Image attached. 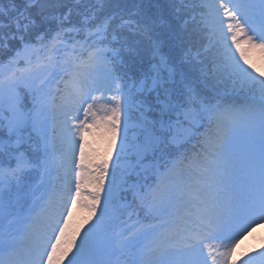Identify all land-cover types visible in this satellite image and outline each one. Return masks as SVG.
Here are the masks:
<instances>
[{
  "label": "snow or ice",
  "instance_id": "snow-or-ice-1",
  "mask_svg": "<svg viewBox=\"0 0 264 264\" xmlns=\"http://www.w3.org/2000/svg\"><path fill=\"white\" fill-rule=\"evenodd\" d=\"M75 2L78 5L87 3L93 5L92 8L85 7L82 22L87 25L94 24L89 39L98 43L106 42L109 28L116 17L108 15L104 16L100 22H94L103 11L107 0H75ZM38 3L39 0H23L22 7H17L16 0H11L12 8L8 12L0 8V17L8 21L5 24L4 20L0 19V49L7 48L9 42L19 41L21 45L20 51L17 52L19 56L31 46L27 38L37 26L31 9ZM169 5L171 19L161 16L158 20L152 21V24L167 28L170 35L183 31L193 40L208 29L213 38L212 43L219 46L222 62L215 69L209 68L208 73L205 74V80L223 81L225 84L230 83L234 91L239 89L258 94V106L253 103L241 111L252 118L258 114L261 129L264 131V68L256 67L248 56L249 52L258 50L264 58V0H169ZM197 5L201 9L199 19L194 14ZM136 15L137 13L132 12L127 18L121 16L120 27L139 34L149 41L154 63L150 65L148 72L139 80L127 73L117 77L109 74L106 85L113 94L106 98V102L101 104L99 109L94 110V105L100 97H93V102L88 103L82 110L83 118L73 121V118L69 116L68 120L64 121L66 127L62 131L67 132L72 145L79 141L75 196L69 197L73 206L79 202L82 178L86 171L84 151L86 133H92L95 130L110 134L113 148L119 140L121 155L117 157V167L125 152L129 151L136 158L137 165L133 166L135 167L143 156L154 152L162 142L161 137L155 135L157 126L161 131L172 129L171 116L178 108L183 109V121L176 127L179 129L183 123H187L189 130L195 128L196 123L205 117L215 122L219 128L225 116L235 112V110L221 111L219 104L215 108L207 105L190 83H186L183 79L178 81L177 77L182 74L170 58L161 54L160 41L152 39L151 28L134 19ZM70 16L71 10H68L61 18V22ZM63 31L61 28V31L51 38L53 48L57 42L61 41ZM68 31H77V29L73 27ZM44 39L43 35L37 37L38 42H43ZM125 51L132 55L137 54L134 48H128ZM91 55H103V50H98ZM111 55L115 60L119 58L120 52L112 50ZM200 57L202 52L193 43L192 47L186 51L182 63H195ZM213 64L215 65L216 62L213 61ZM253 72L258 73L259 78L253 75ZM125 77L129 82H125ZM76 79L77 77H73L74 81ZM9 80L10 89H14L18 84L15 74L9 77ZM178 83L184 84L181 95L186 97V106L174 102ZM145 92L155 94L154 106L140 98ZM48 95L40 86L36 87L32 95L33 108L38 113V119L47 107ZM4 103L3 88L0 86V113L5 110ZM21 103L18 95L11 94L7 101L8 111L15 116L19 113ZM77 111L80 110L77 109ZM152 112H155L157 119H149V113ZM3 119V115L0 114V121ZM22 123V120L10 119L9 131H16ZM130 129H139L144 134L143 139L137 136V142L129 145ZM180 135L182 133L177 131V136ZM2 147L3 145L0 144V148ZM27 167L28 165L21 161L15 169L7 172L0 169V264H64L66 259L67 264H105L99 258L105 249L97 238L96 225L85 233L79 245L75 237L65 239L68 228L67 217L64 218V223L59 225L58 232L55 231V226H50L52 232L45 236L42 243L33 239L40 214L33 216L32 212L44 199L45 193L40 186L24 191L21 176ZM108 168L107 162L99 166L100 176L93 185L91 202L87 205L92 215L96 214L97 205L101 202V193L105 192L104 179ZM13 184L16 186L15 203L5 198L6 193L12 192ZM220 187L221 185L217 183V189ZM189 195L190 199H186L184 195L177 197L174 187L168 183V176L161 175L156 187L141 197L142 205L162 222L139 226L135 231L129 229L131 234H125L127 236L125 248L136 249L142 246L139 252L134 253L139 258L133 259L131 264H218L217 255L225 257V264H227L239 240L237 239L235 243L227 247V251L222 253L218 251V245L213 242L219 241L220 244L227 246L228 242L235 238L230 234L236 224L233 218L251 217L240 231L255 223L256 219L264 221V138L261 141L258 159L253 158L250 164L243 198L238 204L221 201L219 196L209 200L200 192ZM25 196L33 198L34 207L21 218L23 206L20 212H17V205ZM115 196L114 183H110L104 195L105 210ZM73 248L76 249L75 254L68 259ZM261 258H264V253H261ZM245 264H253V261H245Z\"/></svg>",
  "mask_w": 264,
  "mask_h": 264
},
{
  "label": "trees",
  "instance_id": "trees-1",
  "mask_svg": "<svg viewBox=\"0 0 264 264\" xmlns=\"http://www.w3.org/2000/svg\"><path fill=\"white\" fill-rule=\"evenodd\" d=\"M23 0H16V6L22 7ZM85 7L92 8L91 3L77 4L75 0H39L36 7L31 9L32 16L36 20V28L27 38L29 45L48 44L51 38L63 28L62 38L68 39L71 43L75 44V52L73 59H75L78 69L73 78H68L64 82L62 98H55L54 105L60 106L61 101H65L73 90L75 84L79 80L81 74L93 60L91 55L98 50H103L106 55L111 72L115 77L127 75L132 76L134 79L139 80L149 70V67L154 60L151 54V45L149 41L139 34L129 32L127 29L120 27V17L127 18L129 13L135 12L137 15L134 17L137 21L148 25L152 30V39L158 40L161 43L162 55L170 58L177 70L182 74L177 77V80H185L190 83L191 87L195 88L200 94V98L209 106H216L220 102H231L233 104H246L256 100L258 94H252L247 90H233L230 83L225 84L223 81H206L205 74L208 73L209 68L215 69L217 65L222 62V56L218 45L212 43V37L208 29H205L201 35H198L193 40L189 34L180 31L176 35H170L167 28L163 26L153 25L152 21L158 20L159 17L171 19V7L169 0H107L102 12L94 23L100 22L104 16L114 15L116 19L113 21L108 31L107 41L98 43L99 46L94 44V40L89 39L91 28L93 25H87L82 22ZM0 8L8 12L12 8L11 0H0ZM71 10V16L67 20L61 22L64 14ZM201 13L200 7L197 5L194 14L199 19ZM7 24V19L0 17ZM75 28L77 31H68L69 28ZM43 35L45 37L43 42H38L37 37ZM115 36V39H113ZM195 43L196 47L202 52V57L197 58L195 63L183 62L186 51ZM28 48V49H29ZM134 48L136 55H132L125 51V49ZM21 45L19 41L9 42V46L0 49V85L8 86L9 91L4 95V111L0 113L4 119L0 121V141L3 144V149L0 151L1 164H14L19 155L23 152L27 153L34 159L42 158V140L40 135L34 130V124L37 118V112L34 111L32 103V95L34 94V81L28 83H19L26 75L31 72L21 73L15 75L18 84L14 89H10V80L4 81L3 72L5 69L10 68L14 62L23 63L24 54L26 51H20ZM112 50H118L120 56L118 59H113ZM206 50V51H205ZM195 55V53H193ZM252 63L258 68H264V58L250 59ZM213 61L216 64H213ZM51 62V61H50ZM49 64V63H48ZM252 71V69H249ZM259 78L258 73L253 72ZM125 82L127 81L125 77ZM184 89V84L178 83L175 92L174 102L186 106V97L181 95ZM16 94L20 97L22 103L20 105L19 113L15 116L8 111V98L11 94ZM58 96V95H57ZM141 99H145L149 105H155V94L145 92ZM59 99V100H58ZM101 105V103H100ZM183 109L178 108L171 116L172 129L161 131L159 126L155 129V135L161 137V143L158 145L154 152H150L143 156L138 166L135 156L129 151L125 152L124 156L119 161L117 167V157L120 156V141H117L116 147L113 148L111 144V137L106 141L97 143L95 153L100 154L104 159H110L109 171L107 176L111 178V182L116 184V196L111 200L106 211L108 219L103 223L104 227H108L113 231L112 241H118L121 245H125L123 237L120 239L115 237L118 230L122 228L125 223V214L130 219H138L140 222H146L155 219L146 207L141 203V197L146 195L154 186L156 180L160 179L161 175H165V171L173 157H177L179 153L183 152H197L192 156L195 171L203 155L199 152L198 147L194 145L197 143L201 145L203 150L213 148L219 138V128L215 122H210L211 128L207 127L209 119L206 117L196 123L195 128L189 130L187 123H183L182 127L177 129L176 125L183 121V115L180 113ZM135 118V113H133ZM150 119H157L155 112L149 113ZM22 120L23 123L20 127L13 132L9 131V120ZM65 121V120H64ZM64 121L60 120L61 125L57 131V145L60 155L61 164H64L69 159L75 149L76 144L73 146L69 139L67 132L62 131L66 127ZM210 129V130H208ZM177 131L182 135L177 136ZM17 132H22V137L17 138ZM137 136L142 140L144 134L139 129L129 131L128 143L132 145L137 142ZM123 137L121 136V139ZM175 138V139H174ZM191 151V153H193ZM63 175V174H62ZM178 183L171 184L176 192L177 197L184 195L186 199H190V193H196V184L184 181L183 177H177ZM97 181V180H96ZM109 181V183H110ZM71 183V180L66 177H60L59 186L61 190H65ZM108 183V184H109ZM15 184L12 185V190L15 189ZM9 193H6L8 195ZM9 198H6L8 200ZM105 209L104 200L101 203ZM126 239V238H125ZM124 263L131 264L135 256L125 257Z\"/></svg>",
  "mask_w": 264,
  "mask_h": 264
},
{
  "label": "rangeland",
  "instance_id": "rangeland-1",
  "mask_svg": "<svg viewBox=\"0 0 264 264\" xmlns=\"http://www.w3.org/2000/svg\"><path fill=\"white\" fill-rule=\"evenodd\" d=\"M73 51L74 49L70 44L65 43L64 41H62L61 45H57L55 48L38 44L25 52L23 57H25L24 61L26 63L23 67L19 68L20 66L14 65L12 70L6 73L8 76L16 74L15 72L18 70H24V72L32 71L31 74L26 75L24 78L22 77L19 83H28L29 81L35 80L34 88L36 89L37 86H40L44 93L49 94L46 97L47 107L45 108L43 115L40 116L39 119L36 118L34 124V130L42 139L44 157L41 163L37 165L30 157L25 153H22L18 158V162L22 161L28 165L21 176L22 187L25 192L29 188L43 183L44 177L47 173L50 176L48 202L46 203V208L41 211L40 215L45 216L47 214L49 221L52 222L51 226L56 225L57 221H60L65 215H69L70 210V217L80 227L81 232L85 234L89 229L96 225L97 238L99 239L102 234L101 226L98 222L91 223L92 218L96 217V214L92 215L87 205L91 202L90 196L94 190L93 185L100 176L99 166L104 162L109 164L111 160V158L105 160L102 155L95 153L97 143L99 144L101 141H106V139L111 136L104 131L95 130L92 133L85 134L84 151L86 154V171L82 178L79 202L73 206L72 200L69 197L75 196L76 171H78L76 163L79 160V141L77 140L76 142L72 157L67 160L63 166H60L55 132L61 125L60 120L66 121L69 116L73 118V121L83 118L82 110L87 107L88 103L93 102V97H100L94 105V110L99 101H102L103 104L106 102V98L113 94L111 90H108L106 85L107 75L109 76L111 72L108 71L105 59L100 56L98 64H95L92 61L87 65L86 70L83 71L79 78L78 86L74 90L75 92L67 96L66 100L62 101L60 106L53 105L54 99L52 100V98L55 94L54 90L61 76L64 73L71 74L75 70V63L71 58ZM233 51L235 50L233 49ZM248 56L249 59H263L258 50L249 52ZM51 57H54L52 65L46 66L47 59ZM33 67H39L40 69L37 71L31 70ZM0 86H2L5 95L9 91L8 86L3 84ZM112 87L114 88V85ZM246 108V106L237 107L229 105L225 109L235 110V112L230 113L229 118H224L223 123L221 124L222 135L219 143L211 153L207 169L196 175L193 174L190 169H187L184 172V177L186 179L193 178L195 180L198 188L197 192L203 193V196L206 199L211 200L219 196L221 201H230L234 204H238L243 198V189L252 162V159L250 158L251 152L248 146L255 135L253 130L248 129L245 126L246 123L252 120V117H249L246 112L241 111ZM77 109L80 111H77ZM21 135L22 132H17L16 139H20L22 137ZM16 167L17 165L13 169ZM62 169L65 172V176L71 178L72 181L71 186L66 190V194L64 195H60L58 192V176ZM8 170L10 169H4L5 172ZM109 180L110 177L108 178L105 176V192L101 193V201L104 200V195L109 186ZM217 183L221 185L219 189H217ZM87 185H90V188L86 187ZM15 193L16 191L9 194V196H6L7 198L9 197L13 203L16 201ZM32 204L33 198L31 197L25 196L20 200L19 205H17V212H20L21 206H23L21 218H23L27 211L32 207ZM99 205H97V210L100 209ZM250 218L251 217L239 216L233 218L236 221V224L230 234L235 238L231 239L227 246L220 244L219 241L213 242L218 245V251L222 253L227 251V247H230L237 239L239 240L233 256L227 260V264H233V261H235V264H245V261L249 260H252L253 264H264V258H261V253H264V221L256 219L255 223L245 227L243 231H240L241 227H243ZM13 219H15V217H13ZM51 232L52 227L43 229L38 233L37 239H33L42 243L45 236ZM237 233H239V235H237ZM105 237L106 236H104V238ZM251 237L261 241L262 247L254 249ZM113 248L114 246H111V249L107 253L101 254L102 260L105 264H116L113 260L108 259L107 256L109 253L113 254ZM205 254L207 253L205 252ZM101 256L99 257L100 259ZM217 261L218 264H225V257L217 255Z\"/></svg>",
  "mask_w": 264,
  "mask_h": 264
},
{
  "label": "bare ground",
  "instance_id": "bare-ground-1",
  "mask_svg": "<svg viewBox=\"0 0 264 264\" xmlns=\"http://www.w3.org/2000/svg\"><path fill=\"white\" fill-rule=\"evenodd\" d=\"M49 175L48 173L46 174V176L44 177V181L43 183L37 185L41 187V190L43 193H45L44 199L40 202L39 206H35V211L32 212L33 216H36L38 213L40 214L41 211L46 207V202L48 201V194H49ZM34 207V204H32V207L27 211V213L24 215L26 216L28 214V212ZM67 217V223H68V228L66 229V235H65V239H71L73 237H75L76 239V243L77 245H79L80 240H82L84 238V235L81 230L80 227L74 222L73 219H71V217L69 215H65L60 221L59 224L54 225L55 226V231L58 232L59 231V225H62L64 223V218ZM52 225V222L49 221L48 216H43L40 215L39 217V221L35 227V231H34V239H37V235L38 233L41 232V230L43 229H47ZM54 239V236H53ZM76 249L73 248L72 253L69 254L68 259L71 258L72 255L75 254ZM64 264H67V259L64 261Z\"/></svg>",
  "mask_w": 264,
  "mask_h": 264
}]
</instances>
